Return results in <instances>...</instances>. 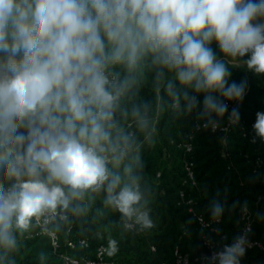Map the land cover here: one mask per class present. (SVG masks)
Returning <instances> with one entry per match:
<instances>
[{"label": "clouds", "instance_id": "obj_1", "mask_svg": "<svg viewBox=\"0 0 264 264\" xmlns=\"http://www.w3.org/2000/svg\"><path fill=\"white\" fill-rule=\"evenodd\" d=\"M213 42L264 74V0H0V175L11 182H0V250L13 251L32 218L75 211L101 189L106 205L150 228L134 171L140 144L116 119L121 98L152 67L157 81L173 74L164 84L173 107H196L188 89L204 94L205 128L226 113L239 119L225 101L241 99L247 81L229 82ZM143 108L131 113L140 129ZM253 128L264 138V112ZM243 245H226L216 264H238Z\"/></svg>", "mask_w": 264, "mask_h": 264}, {"label": "trees", "instance_id": "obj_2", "mask_svg": "<svg viewBox=\"0 0 264 264\" xmlns=\"http://www.w3.org/2000/svg\"><path fill=\"white\" fill-rule=\"evenodd\" d=\"M212 47L221 58L231 59L219 52L215 42ZM229 69L232 73L229 82L239 83L242 79L247 81V93L240 110V119L248 123L256 121V113L264 112V74L254 72L246 74L237 68L229 67ZM114 70L120 72L123 77L124 71L121 67L117 66ZM155 73L156 70L152 67L143 69L138 83L120 101V109H126L128 115L122 116L121 110H118L116 119L125 130L130 124L136 128L135 136L139 143L146 140V151L143 152L139 161L134 163V171L141 177L139 183L142 192V210L148 212L152 222V226L144 234L149 235V238L144 240L156 249V253L152 255L153 259L167 260L175 246H178L182 253L190 256H194L199 249L196 243L195 224L176 203L178 179L182 175L181 157L180 153L170 146V143L186 138L194 121L197 119L206 121V118L200 115L203 111V93H193L191 89H188L190 94L197 96L196 107L188 111L184 106L185 102L181 101L177 109L173 107L171 97L164 90V84L173 77V74L165 70L164 80L157 81ZM176 84L178 87H183L178 81ZM214 95L219 96L218 93ZM219 98L222 99V97ZM145 104L148 105L149 124L147 128L140 129L131 113L133 106H140L144 111ZM158 111L160 119L156 133L160 141L168 148L167 163L169 164H166L161 169L160 175L156 177V171L162 166L160 164L156 166L159 159L151 157L155 150L151 147V140H147L146 137L150 136L148 133L150 125ZM216 119L219 120L221 117ZM139 131L142 132L141 135ZM193 146L192 160L198 183L196 195L198 214L206 219L214 217L213 205L219 203L223 208V212L218 215L222 221V229L235 235L238 229L237 218L240 205L245 201L252 203L258 195H261L262 198L254 210V225L250 238L264 244V194L260 184L256 181L257 178L252 174L256 160L262 163L259 169L260 174L264 172V138L256 135V142L248 144L240 138L236 130H233L227 137L224 147H221L213 135L202 133L196 136ZM228 165L232 167L229 171L226 170ZM0 182H3L5 187L11 183L2 175H0ZM105 196L103 189L100 192L90 191L84 196L86 204L82 205L75 201L74 204L78 205L76 210L64 212L70 216V219L68 223L59 224L56 228L60 236L62 251L66 228L72 226L74 234L90 235L92 244H105L110 253L117 257L121 258V253H124L127 256H133L136 263L146 261L149 258L148 254L141 257L138 255V245L142 235L139 234L135 239H128V234L124 233L119 226L121 214L105 204ZM32 221L33 218L30 225ZM181 226H184L183 230ZM184 231L186 237L182 235ZM15 235L16 248L8 253L0 250V264H58L46 238L33 237L25 240L21 232H16ZM238 264H264V251L245 250L244 254L238 257Z\"/></svg>", "mask_w": 264, "mask_h": 264}, {"label": "built area", "instance_id": "obj_3", "mask_svg": "<svg viewBox=\"0 0 264 264\" xmlns=\"http://www.w3.org/2000/svg\"><path fill=\"white\" fill-rule=\"evenodd\" d=\"M246 93L247 87L245 94L241 99L225 101L229 105V112H231L234 107L238 109L239 119H229L228 113H226L218 120L215 127L210 125L207 128L204 127L205 120L202 121L197 119L192 124L190 130H188L186 138L170 143V146H173L175 150L180 153L181 157L182 175L178 179L176 203L177 206L185 211L187 216H189V219L195 224V233L197 236L196 243L198 244L199 249L194 256L182 253L179 247L175 246L169 259L155 260L152 255L156 253V249L153 245L148 244L147 254L149 255V258H147L146 261L136 263L133 256H126L127 260H122V257L120 258L113 253L111 254L109 248L105 244H92V237L90 235L74 234L72 226L66 228V237L62 251L60 246V236L56 228L59 224L68 223L70 216L61 212L60 209H57L55 214H45L39 219L34 217L31 225H29L26 230L17 232H21L25 240H29L33 237L46 238L49 241L52 254L56 258L58 264H216V261L214 260L215 254L223 251L226 245L231 246L240 237L244 238L243 247L246 251L255 250L263 252L264 244L261 241L252 240L250 238V233L254 225V210L262 198L261 195H258L256 200L252 203L245 201L240 205L237 218L238 229L235 235H231L222 229V221L220 217L214 216L206 219L204 216L198 214L196 210L198 183L197 178L195 177L192 160L194 153L193 141L196 136L202 133H208L217 138L218 144L221 147H224L227 137L233 132V130H236L243 141H246L248 144H254L256 142V132L253 125L256 121L248 123L240 119V110ZM126 131L132 132L136 135V128L132 127V124L126 127ZM164 153L165 155H168L166 148H164ZM245 158L247 157L245 156ZM261 167V161L256 160L253 165L252 174L257 178L256 181L260 184L262 193L264 194V172L263 174H260L259 172ZM231 168V165H228L226 170L229 171ZM78 202L82 205L83 203L86 204L84 198ZM114 210L116 209L114 208ZM119 226L124 233L134 239L136 237L138 238L140 230L143 229L142 225L135 223V218L128 220L124 218L122 214ZM183 229L184 226H181V230ZM182 235L183 237L187 236L185 231ZM138 255L141 257L144 254Z\"/></svg>", "mask_w": 264, "mask_h": 264}, {"label": "rangeland", "instance_id": "obj_4", "mask_svg": "<svg viewBox=\"0 0 264 264\" xmlns=\"http://www.w3.org/2000/svg\"><path fill=\"white\" fill-rule=\"evenodd\" d=\"M229 63H228V66L231 67V68H237V69H240L242 71H244L246 74H249L250 70H248L246 68V66L242 63V62H237V61H233L232 59L230 60H227ZM159 119H160V112H157L155 118L152 120L151 122V125H150V132H148L150 134L149 137H146L147 140H151L152 144L155 146V152H152L151 154V157H156L157 159H159L157 161V165L160 164V170L166 166V164L168 165L169 163H167V160H168V155L165 156L163 150L164 148H166V145L163 144L160 139H159V136L158 134L156 133L157 132V125H158V122H159ZM142 132L139 131V135H141ZM151 138V139H150ZM143 142H141L140 144H142ZM168 148H166V151H167ZM167 154H168V151H167ZM135 155V154H134ZM158 169V168H157ZM158 172V170H157ZM158 175H160V173H158ZM158 177V176H157ZM143 229L140 230V234L142 235L139 240V253L138 254H147L148 252V242L145 241L144 239L146 238H149V235H144L145 233H147V230L148 228H144L142 227ZM150 231V230H149ZM131 238V237H128V239ZM138 243H136L137 245ZM122 255V256H121ZM121 257L123 258L122 260H127L126 258V254L124 253H121ZM58 263V262H57Z\"/></svg>", "mask_w": 264, "mask_h": 264}, {"label": "crops", "instance_id": "obj_5", "mask_svg": "<svg viewBox=\"0 0 264 264\" xmlns=\"http://www.w3.org/2000/svg\"><path fill=\"white\" fill-rule=\"evenodd\" d=\"M147 143H146V140L145 141H143V143L142 144H140L141 146H140V148H139V150H138V153L137 154H135V155H138L139 156V158L141 157V155L143 154V152L144 151H146V148H147V145H146ZM151 147H153V150H156L155 149V146L153 145V144H151ZM163 152H164V150H163ZM165 154V153H164ZM166 156V155H165ZM127 162V161H126ZM135 163V162H134ZM161 172V170L159 169L158 170V172L156 171V177L158 176V173H160Z\"/></svg>", "mask_w": 264, "mask_h": 264}]
</instances>
